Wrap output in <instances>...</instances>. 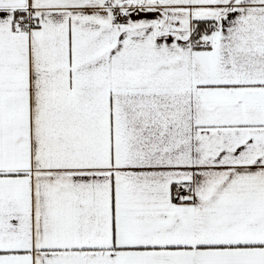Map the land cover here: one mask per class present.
I'll use <instances>...</instances> for the list:
<instances>
[{
	"label": "snow or ice",
	"instance_id": "6c2138e0",
	"mask_svg": "<svg viewBox=\"0 0 264 264\" xmlns=\"http://www.w3.org/2000/svg\"><path fill=\"white\" fill-rule=\"evenodd\" d=\"M0 264H264V0H0Z\"/></svg>",
	"mask_w": 264,
	"mask_h": 264
}]
</instances>
